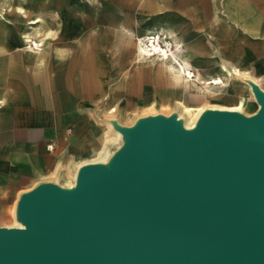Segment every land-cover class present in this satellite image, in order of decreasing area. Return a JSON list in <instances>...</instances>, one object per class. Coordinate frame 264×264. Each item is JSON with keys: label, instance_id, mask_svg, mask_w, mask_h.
Instances as JSON below:
<instances>
[{"label": "water", "instance_id": "water-1", "mask_svg": "<svg viewBox=\"0 0 264 264\" xmlns=\"http://www.w3.org/2000/svg\"><path fill=\"white\" fill-rule=\"evenodd\" d=\"M256 115L208 111L120 128L110 167L83 166L73 192L43 183L0 228V264H264V93Z\"/></svg>", "mask_w": 264, "mask_h": 264}, {"label": "crops", "instance_id": "crops-1", "mask_svg": "<svg viewBox=\"0 0 264 264\" xmlns=\"http://www.w3.org/2000/svg\"><path fill=\"white\" fill-rule=\"evenodd\" d=\"M180 1L96 0L94 3V0H76L64 5L62 0H53L49 3L47 14L51 17L50 30L57 28L60 23L61 31L57 38H54L56 34L51 35L52 31L46 34L51 43L49 49L41 44L43 49H39L38 53L22 59L17 55L11 56L14 36L21 33L20 29L9 40L6 39L0 44V85L4 86H1L3 89L12 86L10 92L0 93V215L12 214L20 197L34 186L43 183L60 186L70 180L74 162L89 160L87 158H92L99 150L103 140L94 134L98 122L92 119L89 123H83L81 117L88 112L87 108L105 109L101 104L105 100H108L110 105L115 104L112 99L115 85L106 89L103 81V75L108 73L111 65L126 67L128 63L136 62L138 70L127 73L125 77V80L135 82V89L131 90V94L128 93L130 96L151 91L145 89V80H163L166 77L172 82L175 79L180 80L171 74L161 61L152 62L149 66L136 61V47L127 49L130 42L128 32L140 29L139 36L148 32L168 33L172 42L181 44L176 55L187 61L190 71L195 72L199 78H205L206 73L214 74L218 71L217 65L211 66L209 61L217 64L221 61L227 67L233 66L248 73L255 80L264 76V13L260 8H257L258 11L255 9L254 18L248 13L239 14L240 19L236 23L226 8L218 10L215 14L212 0L205 1L207 15L198 8L195 9L197 15H194V11H190L194 1L185 0L188 10L183 8L179 11L187 15L184 19V16L179 15L180 19L176 20L172 16L175 15ZM223 5L226 6L225 2ZM243 6L244 4L240 5V11L245 10ZM55 10L60 11L55 13ZM68 10L78 16L71 20ZM104 10L107 17L103 19L101 13L103 14ZM222 11L226 13L227 20L222 19ZM141 15L151 16V19L139 27L135 21H139L138 16ZM96 18L98 27L94 28L92 20ZM74 26L84 34L69 55V52L59 46L71 38L70 30ZM189 27L192 28L187 31ZM0 33L7 37L6 30L0 29ZM243 35L254 36L251 42H246L252 45L251 51L244 50ZM22 42L30 43L24 36ZM207 45L212 46V49ZM184 49L188 52H184ZM106 50H110L109 56L104 54ZM7 53L9 55L6 56ZM197 58L199 62L203 61V69L195 65ZM250 60L257 61V64L252 67ZM23 64L36 69L43 68L44 71L55 67L57 70L60 68V72H64L61 69L66 71L65 74L60 73L61 76L59 75L57 80H41L32 76V83L24 80L14 88L12 77L18 74L15 78L20 80L23 70L18 73L14 65ZM75 67L76 74L84 83L70 79L69 72L72 73ZM26 72L23 70V75ZM53 85L56 88L51 90ZM161 88L158 87L154 92L159 94ZM87 89L92 97H99L94 101L87 100ZM4 102L5 108H1ZM152 103L154 102L150 104ZM65 126H68L69 130L73 127L69 137L65 135ZM84 127L90 128V132ZM47 146L52 149L48 151ZM58 165L59 181L43 180Z\"/></svg>", "mask_w": 264, "mask_h": 264}, {"label": "rangeland", "instance_id": "rangeland-1", "mask_svg": "<svg viewBox=\"0 0 264 264\" xmlns=\"http://www.w3.org/2000/svg\"><path fill=\"white\" fill-rule=\"evenodd\" d=\"M52 1L53 0H1L0 1V29L6 30L5 35H7V37H5V36H2L0 33V44L5 42L6 39L9 40L10 37L15 32L19 31V29L21 32L20 34H16L14 36L15 41L12 44V48L10 51L11 56L13 57L18 56L20 59H22V57H28L30 55L38 53L37 51H39V49L41 48L43 49V46H45L46 49H49L50 47L49 45L51 43H49L50 39L48 38V36H46V34L50 33L51 31H52L51 35L56 34L54 38L59 37V33L61 31L59 29L60 23L57 24V28L50 30L51 29L50 25H52V23L50 22L51 17L47 16V14L49 13L48 12L49 3ZM62 1H63V4L65 5L67 2H73L76 0H62ZM77 1L79 2V1H85V0H77ZM192 1L194 2L190 7V11L191 12L194 11L193 13L194 15H197V12L195 11V9L197 8L200 9L202 13H205L207 15V10L205 6L206 0H191V2ZM188 2H190V0H188ZM212 2H213L212 6L214 7L215 14L218 10H222L223 8H226L227 13L236 23H238V19H240L239 14L241 13L243 15L248 13V15L253 18L256 17L255 9L257 10V8H260V10H262V13H264V0H212ZM223 2H225L226 6L223 5ZM94 3H96V0H94ZM185 3H186L185 0H181L180 3L177 5L178 9L175 15L173 16L176 20L180 19L181 15L182 17L184 16L183 19L187 15L185 14V12L182 13L179 11V9H183V8L188 10ZM195 3L196 5H194ZM241 3L244 4V6L242 7L243 9H245L244 11H240V8H241L240 5H242ZM59 11L60 10H55V13H58ZM68 13H69L68 16L69 18H71V20L72 18H75L76 16H78V15H75L72 10H68ZM101 15L103 19L107 17L106 11L104 10L103 14L101 13ZM221 16H222V19L227 20L226 13L224 11L221 12ZM138 19L139 21L136 20L135 22L137 23L139 27H141L146 22L150 21L151 16L141 15V16H138ZM92 21L94 25L93 27L97 28L98 27V25L96 24L98 21L97 18L93 19ZM140 33H141L140 29L132 33L128 32L130 36V42L127 48L128 50H132L135 48L137 44V38L139 37ZM70 34H71V38H68L66 41H64L65 42L64 45L59 46V48H62L67 53L69 52V55H71V52H73L74 49L76 48L78 40L82 37L84 32H80L78 27L74 26L71 28ZM160 35L161 37L163 36L164 39L168 38L166 33L160 32ZM23 36L27 40H29L30 43H23L22 42ZM253 37L254 36L243 35L244 50L251 51L252 45L247 44L246 42L247 41L251 42ZM167 42H172V41L168 39ZM35 43L42 44L43 46L40 47L39 49H35L34 47ZM207 47L209 49H212L211 48L212 46L210 45H207ZM186 51L188 52L187 49H184V52ZM104 54L106 56H109L110 50L104 51ZM7 55H9V53H7L6 56ZM199 61L200 60H198L197 58L195 65L198 68L203 69V66H204L203 61L201 62ZM209 62L211 66L217 65V63L213 61H209ZM249 63L253 67L255 63L257 64V61L250 60ZM141 64H145V63L141 62ZM147 64L148 63H146L145 65ZM14 66L17 67L18 73L21 69L27 71L23 75V70H22V72L20 73L22 74V76L20 77V80H16L15 78L18 74L12 77V80L14 82L13 84L14 88L20 83H22L24 80H29L30 83H32L31 81L33 79L32 76L37 77V78L39 77L41 80L43 79L57 80L60 73L65 74V71H66L65 69H61V70H64V72L62 71L60 72V68L57 70L56 67L51 68L50 70L44 71L43 68L36 69L31 66H27L26 64H23L21 66H18V65H14ZM154 66L155 64L153 65V67ZM76 70L77 68L75 67V70H72V73L69 72L70 79L75 80V82L79 81L81 83H84V80L79 79L80 76L76 74ZM137 70H138V66L136 65V62L133 61L132 64L128 63L126 67H118L117 65L113 67L111 65L108 68V73L103 75V81L106 84V89L112 85H115L116 90L113 94L114 96H112V99L115 102V104L110 105L108 103V105L112 108L117 107V113H116L117 116L115 115L114 121L123 128L132 127L139 119H141L140 114H142L144 110L152 109L153 114L151 116H163L166 118L170 117L172 116L173 112L171 113L169 112L176 107L175 106L176 103L182 105L183 107L189 108V109H195V108H199L202 106H219V107L229 108V107L237 106L236 105L237 102L241 101L242 99L244 100V112L246 114L245 116H248V117L252 116L255 113L256 108L258 107L254 94H252V92L248 90L247 85L250 82L245 79H239L237 81L227 80V87L225 88L223 93H219L217 95H211L208 97L207 96L193 97L190 95L189 91L187 90L185 83H183V85L181 86L180 83L176 84L172 82L170 78L168 77L164 78L163 80H153L152 78V79L144 81V83L146 84L145 89L151 90V91H149L148 93L146 92L139 93L137 96H130L128 95V93L131 94V90L135 89V82L133 80H125V77L127 73L132 72V71H137ZM52 74L53 76H51ZM205 75L208 76V74H205ZM1 86L3 85H0V93L8 92V91L10 92L12 90L10 89L12 86L8 87L7 89H3L4 86L3 87ZM257 86L264 93V76L259 77V79L257 80ZM158 87L159 88L162 87V88L159 90L160 93L156 94L154 91L158 89ZM53 88H56V86L53 85V87H51V90ZM87 91H88L87 92L88 96L86 98L87 100L94 101L96 97H99V96L92 97L88 89ZM152 91L154 92V94ZM106 93H108V91ZM151 102H154V103L150 104ZM118 103L120 104V106ZM127 105L129 106V108H127ZM3 107L5 108V102L1 108ZM104 108L105 109L100 108L97 110L87 108L88 112L81 117V120L83 123L84 122L89 123L92 119L98 122L96 126L97 128L94 134L97 135V137H100L101 141L103 140V142H104V132L106 131L105 123L107 122L105 120L106 119L105 113H106L107 107L104 106ZM125 112H127L128 114V117H127L128 120H126ZM188 121L189 120L187 116L183 117V122L187 123ZM66 128L67 130L65 131L66 132L65 135L69 137V133H71V131L73 130V127H71L70 130L68 129V126H65L64 129ZM84 128L86 129L87 132H90L89 130L90 128H87V127H84ZM87 159H91V156H89ZM36 186H34L32 190ZM12 227H16L15 218L13 216V213L9 214L8 216L0 215V228H12Z\"/></svg>", "mask_w": 264, "mask_h": 264}, {"label": "bare ground", "instance_id": "bare-ground-1", "mask_svg": "<svg viewBox=\"0 0 264 264\" xmlns=\"http://www.w3.org/2000/svg\"><path fill=\"white\" fill-rule=\"evenodd\" d=\"M191 28L189 27L186 30H191ZM166 35L168 36L167 39H164L163 36L161 37L160 32H148L139 36L137 38V44L135 46L137 58L136 61H138L140 64L141 62H144L145 64L148 63L147 65L152 62L154 63L156 61H161L162 65H166L168 67V70L171 74L180 79H175L173 81L177 84L180 83L181 86L183 85V83L187 84L188 91L193 97H208L211 95H217L227 87V80L237 81L239 79H245L250 82L247 86L248 90L253 94V87L255 88L257 86V80L250 77L248 73L241 72L239 69L234 68L233 66L227 67V65L221 61L217 64L218 71L216 72V74L210 75V73H206L208 74V76L205 75V78L196 77L195 72L190 71V65L186 63L187 61L176 55V52L178 51L181 44L167 42V40H170V38L168 33H166ZM34 47L35 49H39L41 47V44L35 43ZM101 104L107 107L105 113V120L107 122L105 123L106 131L104 132V142L102 143V146L99 151L91 159L78 160L74 162L71 179L59 186L63 190H66L68 192H73L75 190L77 176L79 170L83 166L90 164H101L106 167H110L115 155L120 150H122L125 145V137L120 131V128L123 127L119 126L114 121L115 115L117 113V107H110L108 105V100H105ZM236 105L237 106L229 108L219 106H202L195 109H189L176 103V107L169 113L173 112L172 116H174L175 121L181 123L186 130H193L196 128L201 116L208 111L233 112L245 116L246 114L244 112V100L241 99V101L237 102ZM260 109V106H258L253 115H256L260 111ZM152 112V109L144 110L143 113L140 114L141 119L151 116L153 114ZM185 116H187L189 120L187 123L183 122V117ZM125 117L126 120H128L127 112H125ZM59 171L60 165H58L55 170L43 180L51 182L59 181ZM16 210L17 204L14 210L12 211L13 216L15 218L16 227L12 228H23V225L16 218Z\"/></svg>", "mask_w": 264, "mask_h": 264}, {"label": "built area", "instance_id": "built-area-1", "mask_svg": "<svg viewBox=\"0 0 264 264\" xmlns=\"http://www.w3.org/2000/svg\"><path fill=\"white\" fill-rule=\"evenodd\" d=\"M46 149H47L48 151H50V150L52 149V147H51V146H47Z\"/></svg>", "mask_w": 264, "mask_h": 264}]
</instances>
